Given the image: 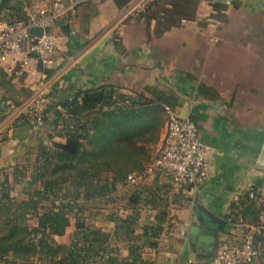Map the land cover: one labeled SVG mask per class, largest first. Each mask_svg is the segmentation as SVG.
Wrapping results in <instances>:
<instances>
[{
  "label": "crops",
  "instance_id": "obj_1",
  "mask_svg": "<svg viewBox=\"0 0 264 264\" xmlns=\"http://www.w3.org/2000/svg\"><path fill=\"white\" fill-rule=\"evenodd\" d=\"M47 1L11 0L9 6L26 15ZM152 1L130 0L119 9L113 0H86L57 22L49 31L58 41L55 61L58 66L68 64V70L60 79L63 85L59 87L56 81L48 98L56 104L70 97L72 90L102 86L129 96L156 86L173 93L176 104L172 109L189 116L209 148V175L190 194V203L175 200L169 209L170 229L160 236L157 248H144L141 258L148 264H217L216 245L190 240L189 230L198 225L199 216L192 200L197 195L201 205L227 222V242L240 231L228 222L231 205L254 187L264 192V0L203 1L198 9L200 21L208 17L214 3L222 5L225 21L208 25L182 21L161 36L154 35V21L147 27L136 18ZM94 51L98 52L88 58ZM41 76L38 71L21 84L7 76L14 90L7 94L5 81L0 88L24 102ZM12 123L0 124V172L46 144V136L38 137L42 130L51 133L45 125L38 130ZM162 140L163 136L160 147ZM152 181L158 187L167 183L162 177H149L146 182ZM101 204L94 203L101 213L115 208L122 214L120 202ZM156 214L142 210L136 233L151 224ZM98 220L96 225L107 231L112 228L105 218Z\"/></svg>",
  "mask_w": 264,
  "mask_h": 264
},
{
  "label": "trees",
  "instance_id": "obj_2",
  "mask_svg": "<svg viewBox=\"0 0 264 264\" xmlns=\"http://www.w3.org/2000/svg\"><path fill=\"white\" fill-rule=\"evenodd\" d=\"M129 1L113 0L119 9ZM203 1L210 0H153L145 9L148 13L142 11L136 18L147 27L154 21L156 36L182 21L204 25L225 21L219 3L211 4L210 14L200 21L198 9ZM10 3L0 1V18L10 10L6 23L24 22L26 15L11 9ZM158 6L160 18L151 13V8ZM54 71H44L46 79ZM3 83L8 86L7 94L14 90L0 69ZM53 85L47 97L57 86ZM22 104L2 94L0 124ZM175 104V96L167 90L144 87L129 96L112 86L72 90L70 97L50 103L40 123L51 132L47 137L50 146L39 145L22 161L0 172V264H148L141 253L144 248L158 247L160 236L171 227L170 207L176 199L190 203L189 190L174 191L168 182L158 187L152 181L128 186L129 193L123 197L118 198L116 191L117 186H127L128 175L140 173L156 157L152 150L165 120L162 108L172 109ZM17 122L33 126L26 113L12 124ZM55 137L62 141H54ZM17 186H22L21 199L12 196ZM252 191L259 193L256 187ZM97 201L101 205L122 203V214L115 208L101 213L94 205ZM90 204L97 212L86 218ZM230 208L228 222L241 232L226 244L241 247L244 236L257 226L260 209L249 192ZM146 209L157 214L138 234L135 227L140 212ZM70 215L75 224L69 243L56 244L55 238L62 237L70 226ZM28 217L35 221L34 226L26 224ZM100 218L112 224L109 231L95 224ZM252 245L261 251L252 264H264V230L252 235Z\"/></svg>",
  "mask_w": 264,
  "mask_h": 264
},
{
  "label": "built area",
  "instance_id": "obj_3",
  "mask_svg": "<svg viewBox=\"0 0 264 264\" xmlns=\"http://www.w3.org/2000/svg\"><path fill=\"white\" fill-rule=\"evenodd\" d=\"M85 1L48 0L27 13L24 22L8 24L0 20V68L3 72L12 83L32 77L38 71L42 74L32 84L31 96L5 121H13L21 113H26L31 124L40 125L42 114L50 104L48 90L68 68V64H56L58 41L49 31ZM36 28L42 30L40 36L30 33ZM50 69L55 70L54 74L46 79L44 71ZM163 113L165 131L156 157L140 173L128 175L126 184L135 187L146 183L149 177L158 176L165 179L174 191L188 189L190 194L194 193L208 178L209 148L201 141L193 121L179 119L169 107H164ZM248 192L249 198L260 209L258 224L244 236L241 247H231L226 242L218 244L215 253L217 264H252L261 255V251L252 245V235L264 230V192L254 193L252 189Z\"/></svg>",
  "mask_w": 264,
  "mask_h": 264
},
{
  "label": "water",
  "instance_id": "obj_4",
  "mask_svg": "<svg viewBox=\"0 0 264 264\" xmlns=\"http://www.w3.org/2000/svg\"><path fill=\"white\" fill-rule=\"evenodd\" d=\"M1 1V0H0ZM31 34L35 36H40L42 34L41 29H33L30 31ZM98 51L91 53L88 58ZM87 58V59H88ZM181 120H188L187 115H178ZM192 209L198 213V225L193 226L189 230L190 240L196 241L203 245H218L225 242V228L227 222L220 217L214 215L206 207L198 202V197L192 200Z\"/></svg>",
  "mask_w": 264,
  "mask_h": 264
},
{
  "label": "rangeland",
  "instance_id": "obj_5",
  "mask_svg": "<svg viewBox=\"0 0 264 264\" xmlns=\"http://www.w3.org/2000/svg\"><path fill=\"white\" fill-rule=\"evenodd\" d=\"M159 7L160 6H158V7H153V8H151V13H153V14H155V15H157V13L159 12ZM161 8V7H160ZM157 17H161L160 15H157ZM1 19V18H0ZM67 70H68V68H67ZM58 84H59V87H61L62 85H63V82L61 81V80H59L58 81ZM155 88H157V86L155 87ZM62 89V88H61ZM166 90V88L164 89V91ZM2 89L0 88V97H1V95L3 94L2 93ZM121 93V92H120ZM123 95H127V94H125V93H122ZM49 101H50V99H49ZM7 107V106H6ZM163 109V108H162ZM158 112L160 113H162V110H158ZM162 116H163V113H162ZM161 116V117H162ZM163 121V120H162ZM164 122H165V120H164ZM33 126H34V128H37L38 130L41 128V125H35V124H32ZM37 130V131H38ZM41 131V130H40ZM39 131V132H40ZM164 131H165V123L162 125V127H161V130H160V133H159V141H158V143L153 147V150H152V155L154 156V155H156L157 153H158V151H159V147H160V143H161V139H162V136H163V134H164ZM38 132V133H39ZM46 136V137H48V134L46 133L45 134V130H42V133H40L39 134V136H38V134L36 135V136H38V137H41V136ZM43 139H45V138H43ZM56 142H59V141H62L61 139H59V138H57V137H55V139H54ZM43 145V144H42ZM45 146H50V142L46 139V144H44ZM22 186H17L14 190H13V192H12V196L13 197H15L16 199H21L20 197V195H21V191H22ZM129 187L128 186H117V191H116V195L118 194V198L119 197H123V196H126L128 193H129V189H128ZM120 195V196H119ZM44 205V204H43ZM108 209V208H107ZM111 209V208H110ZM112 210V209H111ZM106 211H109V209L108 210H106ZM97 212V208L96 207H94V205H92V204H90L89 206H88V208H87V210H86V212L84 213V217H86V218H90V216L91 215H94L95 213ZM29 218V220L26 222V224L29 226V227H32V226H34L35 225V221L32 219V218H30V217H28ZM101 222H103L102 220H101ZM74 224H75V222H74V219L72 218V216L70 215V226H69V228L66 230V232H65V234L62 236V237H60V238H55V240H54V242L56 243V244H61V245H67L68 243H69V238H70V235L72 234V232H73V230H74ZM241 232V229H240V231H239V233ZM218 246V245H217ZM217 249V248H216ZM38 264V263H37Z\"/></svg>",
  "mask_w": 264,
  "mask_h": 264
}]
</instances>
